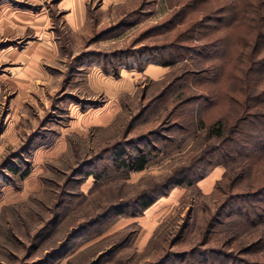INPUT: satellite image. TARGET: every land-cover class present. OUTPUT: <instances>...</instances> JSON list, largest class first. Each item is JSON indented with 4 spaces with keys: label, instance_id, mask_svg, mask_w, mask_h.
Listing matches in <instances>:
<instances>
[{
    "label": "rangeland",
    "instance_id": "1",
    "mask_svg": "<svg viewBox=\"0 0 264 264\" xmlns=\"http://www.w3.org/2000/svg\"><path fill=\"white\" fill-rule=\"evenodd\" d=\"M67 1L0 0V264H229L210 249L233 252L264 231L237 223L229 250L227 227L217 226L202 245L207 219L245 184L232 190L223 180L218 191L225 167L200 162L220 144L206 132L229 110L223 99L235 84L230 67L217 63L215 76L201 80L205 62L162 67L148 59L201 17L205 4L183 11L190 0H87L84 25L75 29ZM242 33L234 29L233 38ZM122 57L128 67L120 66L118 77L103 71ZM152 66L159 71L151 73ZM126 81L129 89L115 90ZM179 95L203 99L191 105V136L164 145L162 138L176 135L168 114ZM146 144L163 154L142 172L116 170V146L127 155ZM183 168H191L193 181L206 173V181L174 188L134 214L140 194ZM263 254L237 258L264 263Z\"/></svg>",
    "mask_w": 264,
    "mask_h": 264
},
{
    "label": "trees",
    "instance_id": "2",
    "mask_svg": "<svg viewBox=\"0 0 264 264\" xmlns=\"http://www.w3.org/2000/svg\"><path fill=\"white\" fill-rule=\"evenodd\" d=\"M199 1L203 2L202 5L205 4L200 10L203 15L195 17L185 30L168 36L165 39L167 43L156 48L152 54H148V59L149 63L162 67H170L185 60L205 62L203 63L204 66L206 65L205 70L200 73L203 76L201 80H206L207 74L215 76L219 66L222 68L229 65L230 67L229 78L235 84L232 90H226V97L223 99L229 110L226 116L211 122L206 132L208 139L214 138L220 144L218 148H211L205 152L200 162H205L208 165L207 168L225 167L222 179L215 184L218 191L223 180L229 181L228 189L232 190L245 182L241 191L225 198L227 203L223 204L224 209L207 219L208 234L202 245L208 246L211 236L219 233L216 230L217 226L221 227L218 230L221 232H226L223 229L227 227L226 240L231 250L230 245L238 240V236L230 228L237 223L253 229L264 225V0H190V2H184L183 11L191 8L194 3L198 4ZM177 14L178 12L174 16L177 17ZM172 23L173 20L168 25ZM168 27L169 30L173 28ZM234 29L241 30L243 33L238 38H233ZM171 37L172 39L168 41ZM204 38V44H193ZM130 58L139 61L137 56L131 55ZM207 60L213 63L210 68L207 67ZM127 61L123 57L120 58L112 72L107 68L109 63L102 69L104 68L103 71L106 74L118 77L117 70L120 66L127 68ZM217 63L219 65H216ZM187 73L188 71L184 75L190 77L191 74ZM185 78L187 77L184 76L183 80ZM176 97L173 108L168 114L176 118V124L173 126L176 135L172 138H162L164 145L168 143L179 145L191 136L190 126H194L196 120L191 105L203 99L202 95ZM189 107L191 109H188ZM200 123H203L202 120ZM163 152L161 148L158 150L156 146L146 144L142 148H134L133 152L125 155L116 146L112 158L116 170L139 173L146 169L152 158ZM197 170H200L199 166ZM10 171L17 172L15 169ZM191 171V168H183L164 182L140 194L131 204L137 210L134 214L142 215L158 199L166 197L174 188L185 184L192 185L194 181L198 183L207 177L206 173H202L193 181L190 176ZM28 173V171L25 172L22 177H26ZM229 199L232 200L229 201ZM129 206H125L124 209ZM76 233L78 232H74ZM232 251L223 254L218 250L210 249L209 254L213 256V259L219 258L223 260L222 262L229 264H264L259 260L250 262L237 258L239 255H256L264 251V231L258 233L249 242H239ZM200 263L218 264L215 260L206 263V259L201 260Z\"/></svg>",
    "mask_w": 264,
    "mask_h": 264
},
{
    "label": "crops",
    "instance_id": "3",
    "mask_svg": "<svg viewBox=\"0 0 264 264\" xmlns=\"http://www.w3.org/2000/svg\"><path fill=\"white\" fill-rule=\"evenodd\" d=\"M86 3H87V0H80V1L68 0L64 5L65 8L70 9L69 10L70 11L69 15H70V19H71L70 21H71L72 26L75 29H78V27L80 28L81 26L84 25V21H85L84 19H86V12H87ZM159 69L160 68H158V67L152 66L151 68H149V71L151 73H157L159 71ZM130 87H131V84L128 81H126V82H123V85L119 84L115 88V90L119 91L120 88L129 89ZM205 179H207V178H205ZM205 179L203 180V182L206 181Z\"/></svg>",
    "mask_w": 264,
    "mask_h": 264
}]
</instances>
